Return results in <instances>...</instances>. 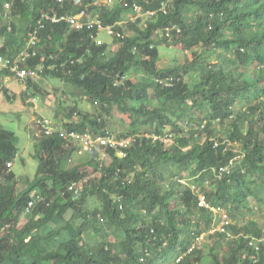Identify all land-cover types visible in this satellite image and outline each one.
<instances>
[{"label": "trees", "instance_id": "1", "mask_svg": "<svg viewBox=\"0 0 264 264\" xmlns=\"http://www.w3.org/2000/svg\"><path fill=\"white\" fill-rule=\"evenodd\" d=\"M6 1L0 0V36L6 38L0 55L15 56L34 34L36 52L20 66L72 84L97 103L92 113L64 98L70 105L61 103L54 114L60 119L65 113L61 127L109 135L114 107L129 119L128 130L115 135L133 141L124 159L106 149L111 162L90 179L85 169L99 170L97 149L78 163L75 148L58 133H46L38 117L31 155L37 168L33 176L23 175L22 186L10 168L16 159L24 163L20 139L0 123V264H264L261 227L253 218L240 220L253 203L264 205V0H173L136 34L114 38L118 48L109 57L105 45L90 39L95 29L78 30L66 18L85 9L114 23L126 10L119 3L156 9L161 0H116L111 6L104 0H13L9 19L2 17ZM138 22L118 29L130 31ZM174 26L181 31L173 30L172 38H152L155 30ZM179 43L199 52L181 65L159 67L157 46ZM12 75L0 68V79ZM186 76L198 80L190 87ZM118 78L122 83L115 85ZM22 82L25 102L47 95L29 74ZM8 93V101L15 98ZM234 104L244 107L234 110ZM165 135L168 144L160 140ZM192 185L225 210L231 236L208 232L216 220L197 205ZM92 197L97 204L90 206ZM201 233L212 240L207 250L196 246ZM253 239L257 248L249 244Z\"/></svg>", "mask_w": 264, "mask_h": 264}, {"label": "rangeland", "instance_id": "2", "mask_svg": "<svg viewBox=\"0 0 264 264\" xmlns=\"http://www.w3.org/2000/svg\"><path fill=\"white\" fill-rule=\"evenodd\" d=\"M104 1L107 4H111L112 2H115V0H104ZM12 5H14L13 1H11L9 11H11ZM131 16L132 15L130 14L129 15L125 14L124 19H126L127 17L130 18ZM138 18H140V22H138L136 26L132 27L130 31L125 30V33L129 35L136 34L139 28H144L146 26L147 17L141 15ZM97 38L100 39L101 41H107V42L111 40L109 38V35L105 31H99L97 34ZM152 38L154 39L155 42H158L160 40V37L153 36ZM3 40L0 39V46L2 45V42L3 43L5 42ZM114 45L115 44L112 41L111 45H109L110 46L109 49L107 50V52H105V55L107 57L112 55V53L110 55V52L108 51H110V48H112ZM157 48L159 50V55H160V58L157 63H158V66L162 68L173 67L174 65H177V64L181 65L185 63L186 60H191L193 56L199 52L198 47L184 49L182 43H179L175 46L169 45V47L159 45L157 46ZM216 61L217 60L215 58L212 59V62H216ZM135 76H133V78ZM33 78H35V80H38V82H41V85L47 90V95L38 96V100L32 98L26 102L19 95L21 94L20 91L24 90L23 82L15 85L17 81L16 78H9V79L1 78L0 79V83L2 85V89H0V123L6 129L14 131L20 139V143L18 145L19 147L18 155L23 157L24 163L22 165L21 160L16 159L15 162L13 161L12 168L16 174V177L19 180V183L22 186H25V182L23 181L25 177L23 175L28 176V177L33 176L37 168V161L31 157L36 147L35 144H37V140L34 137V135L37 134V129H36L37 127L35 124L36 123L35 120L38 119V117L41 118L42 116L47 117L48 119L54 120L55 118L54 114L59 108L58 105L61 106V103H62L61 107H66L70 105L65 100L68 98H73L77 100L79 108L81 107L83 110H87L92 113L95 112L98 107L96 103L91 104L89 101H87L83 97V95L80 93V91H78L74 86H72V84L63 83L58 78H54L51 76H50V79L41 78V76L37 74ZM137 78H139V76H137ZM186 78L188 80L187 82L189 83L190 87L194 84L195 81L198 80V76H196V78L193 77V79L188 76H186ZM6 80H8V82ZM12 83H14V85H12ZM261 84L262 83H260L258 86L261 87ZM19 89L21 90L18 91ZM63 90H66L69 93L73 92L75 96L73 95L72 97V95H69V94L63 95ZM7 91H9L8 94L10 96H13V95L15 96V98H12L11 101H8L3 95V93ZM238 107L243 108L244 104H240V105L234 104V110H236ZM61 114H63L61 115V117L65 116L64 112H62ZM128 126H129V119L127 115L119 113L113 107L111 115L108 119V124L106 127L107 130L112 133H120V132H124L128 130L127 129ZM214 128L216 130H222V126L219 124H215ZM188 131H189L188 125H185L183 133L188 134ZM237 135L239 137L241 133L237 132ZM205 137H206V130L203 129L200 132V140L201 141L204 140ZM170 139H171L170 135L169 136L166 135L163 137V140L167 144L170 142ZM235 140L236 142H233V144L236 147H238L239 145L237 141L238 138H236ZM74 160L79 163L81 161H84L85 159L80 156H77L76 159L74 158ZM96 161H98L99 164L105 165L109 162V159L100 158L99 156H97ZM91 171H92V168L90 167H89V170H86L87 173ZM99 173L101 172H92V175H89V178L96 179V177L99 176ZM166 175H168V172ZM28 179L30 180L31 178H28ZM89 184L91 186H94L96 183L94 182V183H89ZM204 185H207V187H211V185L206 184L205 182H204ZM95 201H96V198L94 197L88 198L87 200L90 206H93L96 203ZM207 212L210 214H213L214 220H218V222L215 225V228L220 227V225L222 224L221 220L225 218L224 211L222 209L212 208L210 210H207ZM241 213L242 215H241L240 220L242 222H244L248 218H253L256 220L257 224L261 227V230L264 233V205L259 206L258 204L253 203L250 213H247L246 210H242ZM217 215H219V217H216ZM22 221H23L22 223L26 222V220L24 219ZM45 228L48 230L51 229L48 226V227H44L43 231H45ZM211 242H212L211 238H209L206 235V233H201L195 241L196 246L198 248H201L202 250H207ZM158 263H160L159 260L156 262V264ZM166 264H170V263H166Z\"/></svg>", "mask_w": 264, "mask_h": 264}, {"label": "clouds", "instance_id": "3", "mask_svg": "<svg viewBox=\"0 0 264 264\" xmlns=\"http://www.w3.org/2000/svg\"><path fill=\"white\" fill-rule=\"evenodd\" d=\"M61 1H63V0H61ZM149 1H154V0H149ZM172 1L173 0H161L160 1V4L158 5L159 7H157L156 9H151V8H149V9H141L136 3H131V4H128L127 2L119 3L124 8H126V10L124 9L121 19L118 20V21H115L114 23H105L102 20H100L99 18H97L96 16L95 17H92V16H90V14L87 13V11L85 9L81 10L80 12H78L76 14H72V15H69V16L79 15L82 11H84L86 13L87 17H88V20H94V22L95 21H99L101 23V27L100 28H98L96 25H93V27H88L86 24L84 26H81V27H85L88 30L95 29V32L92 33V34H90V39L96 45H99V46H104L105 45L106 46V51L105 52H107V50L110 47L109 45H111V42L113 41V43L115 45L112 48H110V51H108V52H110V55H111V53L112 54L115 53V51L118 48L117 47L118 45H117V43H115L114 38L123 39V38H125L126 35H129V34L125 33V30L126 29H123V30H119L118 29V27H121V25L124 24L123 22H125V24L128 23V22H134L136 19L139 20L140 18H138V17H140L141 15L147 17L146 18V21L148 19H153V18H155L157 16L158 13L163 12V11L165 12V9L168 7L167 5L170 4ZM117 3L118 2L115 0V2H112L111 4H108V5L111 6V5L117 4ZM10 4H11V1L10 0L6 1L3 4L4 11L2 13V17L7 18V19H9L10 18V15H11V12L9 11ZM125 14L126 15H129L130 14L132 16L130 18L127 17L126 19H124ZM80 28H77V29L79 30ZM8 30H10V27H8ZM173 30H176V33H180V31H181L179 27H175V26L172 27V28L167 27L164 30H155L154 36L155 37H160V38H162L164 36H168V38H172L171 34H172V31ZM99 31H105L109 35V38L111 40L109 42H107V41H101L100 39H98L97 38V34H98ZM0 39L3 40L4 37L3 36H0ZM5 40H6V38L3 41H5ZM36 40H37L36 39V36L34 34H32L30 36L29 41L27 42L26 46L24 48H21L19 50V52L15 56H12V57L3 56V55H0V56H2L4 58H8L10 60H14L15 58H17L18 56H20L21 54H23L24 60H25L27 57L32 56V55L35 54L36 50L34 48V45L36 44ZM2 44H3V42H2ZM172 46H175V45H172ZM30 47H33L32 52L29 51ZM184 49H189V48H184ZM104 56H105V53H104ZM24 60H21L19 62V65ZM20 67L23 68V69H25L26 71H28V74L30 76H32V77H34V76L37 75L36 72H33V71H31L29 69H26L25 67H22V66H20ZM0 68H2V69H8L13 74L12 76H8V77L6 76L3 79H5V78H7V79H9V78H16L17 79L16 83H18L19 80H22L23 81L24 77L27 75V74H25L23 77H20V76L17 75L16 72L12 71L8 67L0 66ZM137 76L141 77L142 75H136L135 77H137ZM121 83H122V79L121 78L116 79L115 85H118V84H121ZM18 84H20V83H18ZM80 93L85 98V95H84V93H83L82 90H81ZM66 102L68 104L70 103L69 101H66ZM91 104H94V103H91ZM77 108L79 110H82V111H87V110H83L81 107L80 108L77 107ZM43 118H44L43 125L46 126L45 127L46 133H48V134L49 133H52V132L58 133L59 136L62 139H64L71 147H74L75 148V150H74V157L75 158L77 156H80V157H82V158H84L86 160V158L88 157V155H91V151L94 148H96L97 151H98V155L97 156H99L100 158L109 159V162L107 164H105V165L100 164L99 165V170L96 171V172H101L100 169L103 166H108V164L112 160V156L107 153L106 149L112 150L115 157H117L119 159H124L126 157V151H125V149L128 148L132 144V141H133L132 140L133 138L131 136L118 138L115 135L116 133H109V135L108 134H105L103 136L101 134H94L92 132H83V133H80V132H77L75 130H66L63 127H61V124L64 121H68L65 116L61 117L60 119L54 118V120L48 119L47 117H43ZM37 122L40 123V119H38ZM75 135H80V136L89 135L91 137V145H90V147L85 149L79 143L74 142L73 138H74ZM163 137L160 138L161 141H164L163 140ZM154 139H157V137H154ZM100 140H104V143H101ZM170 141H171V139H170ZM228 144H230V143H228ZM103 148H104V150H103ZM11 167H12V165L10 163V168ZM85 170H89V167H86ZM220 170L225 171L226 168L225 167H222V168H220ZM92 172H94L93 169H92L91 172L88 173V175H87L88 178H89V175H92ZM85 178L86 179H84V181H87V177H85ZM179 181L182 184H186L187 183V181L185 179H179ZM69 189H71V187H69ZM192 189L197 192V194H198V201H199V197L201 195H203L205 197V195L202 192H199L198 188L195 185H192ZM117 196L116 195H113L112 197H114L116 200L120 199V196L119 195H117ZM205 200H206L207 205H208L207 207L199 206L198 205V202H197V205L199 207L206 208L207 210H210L212 208L222 209L224 211V214H225V218L223 220H221L222 221V224L220 225V227L215 228V225L217 223V220H216L215 223L213 224V227L208 232L212 234V233H214V231H219V232L226 233L227 236H231L230 232H228L227 228H225V224H227L229 221H231V219L228 218L225 210L223 208H221V207L211 205L208 202V199L206 197H205ZM28 206L29 207H33V202L32 201H29ZM119 208H121L120 205H119ZM212 216H213V214H212ZM216 217H219V215H217ZM255 240L256 239H253L249 244H251L254 248H257L258 246H257ZM253 241H255V242H253ZM254 243H255V245H254ZM193 247L194 246L189 247L188 251H190ZM179 259L180 258L178 257L176 259V261H179Z\"/></svg>", "mask_w": 264, "mask_h": 264}, {"label": "built area", "instance_id": "4", "mask_svg": "<svg viewBox=\"0 0 264 264\" xmlns=\"http://www.w3.org/2000/svg\"><path fill=\"white\" fill-rule=\"evenodd\" d=\"M66 19L68 21V24H70L72 27L75 28H80L85 24L88 27H93V25H96L98 28L101 27V23L99 21L94 22V20H88V17L84 11H82L79 15L68 16ZM51 20L58 21L54 16L51 17ZM21 60H24L23 54H21L14 60H10L8 58H4L0 56V66L8 67L12 71L16 72L18 76L23 77L25 74H28V71L20 67L19 62ZM73 140L74 142L79 143L85 149L89 148L91 145V137L89 135H85V136L75 135ZM100 142L104 143V140H100ZM198 205L204 207L208 206L205 197L203 195L199 197Z\"/></svg>", "mask_w": 264, "mask_h": 264}, {"label": "crops", "instance_id": "5", "mask_svg": "<svg viewBox=\"0 0 264 264\" xmlns=\"http://www.w3.org/2000/svg\"><path fill=\"white\" fill-rule=\"evenodd\" d=\"M8 82V80H6ZM18 83H15V85H17ZM12 85H14V83H12ZM21 89H19L18 91H20Z\"/></svg>", "mask_w": 264, "mask_h": 264}]
</instances>
